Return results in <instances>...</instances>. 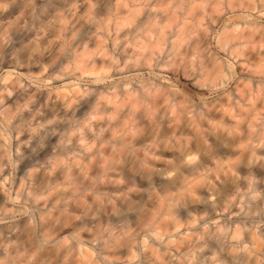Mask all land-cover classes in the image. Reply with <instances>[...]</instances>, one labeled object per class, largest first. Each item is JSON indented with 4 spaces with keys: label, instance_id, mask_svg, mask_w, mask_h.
<instances>
[{
    "label": "clouds",
    "instance_id": "1",
    "mask_svg": "<svg viewBox=\"0 0 264 264\" xmlns=\"http://www.w3.org/2000/svg\"><path fill=\"white\" fill-rule=\"evenodd\" d=\"M0 264H264V0H0Z\"/></svg>",
    "mask_w": 264,
    "mask_h": 264
}]
</instances>
